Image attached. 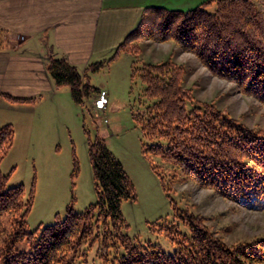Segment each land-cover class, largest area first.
I'll return each instance as SVG.
<instances>
[{"label": "trees", "instance_id": "obj_1", "mask_svg": "<svg viewBox=\"0 0 264 264\" xmlns=\"http://www.w3.org/2000/svg\"><path fill=\"white\" fill-rule=\"evenodd\" d=\"M256 1L264 4V0H217L214 12L206 9L213 0L188 10L147 6L114 54L106 61L89 64L87 70H100L123 50L140 53V39H172L182 51L194 53L211 73L234 81L244 93L264 102V9ZM4 35L0 29V49L6 47ZM46 67L55 86H68L78 104L98 92L65 56L48 55ZM184 74V68L172 60L147 64L139 73L147 96L155 100L143 120L136 117L142 128L145 159L165 191L172 188L171 183L155 157L179 168L185 178L199 186L264 210V135L212 103L195 102L192 91L183 84ZM0 95L11 102L35 100ZM189 103H193L190 109ZM13 140L11 125L1 127L0 228L7 227L3 217L12 214L9 235L13 239L4 242L9 245L0 250V264H70L76 254L84 256L82 245L95 239L101 242L104 264H264V238L229 246L205 217L187 207L176 210L188 232L167 218L152 223L153 230L164 233L176 246L173 253L162 251L150 240L131 237L126 232L122 203L137 199L135 184L105 139L98 135L92 138L89 132L97 202L80 213L69 209L63 219L57 214L55 223L28 232L25 221L32 210L34 189L27 198L23 185L6 188L10 175L1 170ZM25 239L29 250L18 251L17 242Z\"/></svg>", "mask_w": 264, "mask_h": 264}, {"label": "rangeland", "instance_id": "obj_2", "mask_svg": "<svg viewBox=\"0 0 264 264\" xmlns=\"http://www.w3.org/2000/svg\"><path fill=\"white\" fill-rule=\"evenodd\" d=\"M207 1L202 0L200 5ZM216 1L213 0L206 9L214 12ZM256 3L264 9V4ZM4 34L5 48L17 45L20 40L12 41ZM138 43L140 53L123 50L96 72L87 70L88 65L108 60L116 47L95 57L89 64L78 66L85 81L98 88V92L85 97L82 104L73 100L68 86L54 87L52 91L35 93L32 97H20L34 98L35 103H28L30 105L27 102L12 103L0 95L7 102L0 103V128L11 125L14 132L13 145L1 163L2 172L10 175L6 188L23 185L27 198L34 189L33 206L25 229L35 232L40 226L55 223L57 214L63 219L69 209L80 213L97 202L89 158V132L92 138L98 135L105 139L135 184L137 199L122 203L128 224L126 232L131 237L143 242L150 240L162 251L173 253L176 246L164 233L153 230L152 223L167 218L180 223L181 230L188 232V226L182 225L176 210V207H187L205 217L214 233L229 246L264 238L263 209L249 208L212 188L199 186L185 178L179 168L155 157L171 183L172 188L164 190L161 179L142 152V128L136 117L143 120L155 100L147 96L146 85L139 73L147 64L172 60L184 68L183 84L192 91L195 102L212 103L263 135L264 102L244 93L234 81L211 73L194 53L182 51L172 39L144 38ZM192 105L189 103L188 108ZM10 217L13 215L3 217L7 227L2 225L0 228V250L9 245L4 244L8 238L13 239L9 235ZM29 248L27 239L16 244L18 251ZM81 250L84 256L76 254L70 264H104L100 240L85 242Z\"/></svg>", "mask_w": 264, "mask_h": 264}, {"label": "crops", "instance_id": "obj_3", "mask_svg": "<svg viewBox=\"0 0 264 264\" xmlns=\"http://www.w3.org/2000/svg\"><path fill=\"white\" fill-rule=\"evenodd\" d=\"M201 2L0 0V29L12 41L20 39L0 50V92L32 97L52 91L56 86L47 72L48 55L65 56L77 68L87 65L123 42L147 6L188 10ZM0 103L7 102L0 96Z\"/></svg>", "mask_w": 264, "mask_h": 264}, {"label": "built area", "instance_id": "obj_4", "mask_svg": "<svg viewBox=\"0 0 264 264\" xmlns=\"http://www.w3.org/2000/svg\"><path fill=\"white\" fill-rule=\"evenodd\" d=\"M103 108H106V106H105V105H103Z\"/></svg>", "mask_w": 264, "mask_h": 264}]
</instances>
